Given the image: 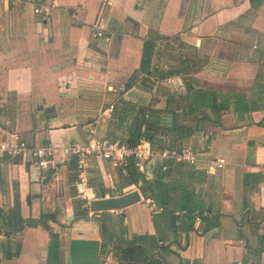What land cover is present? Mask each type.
Returning a JSON list of instances; mask_svg holds the SVG:
<instances>
[{"label": "crops", "instance_id": "crops-1", "mask_svg": "<svg viewBox=\"0 0 264 264\" xmlns=\"http://www.w3.org/2000/svg\"><path fill=\"white\" fill-rule=\"evenodd\" d=\"M48 1L0 0V138L57 148L45 169L2 163L0 264H118L101 249L102 222L106 238L144 247L149 264H264V0H55L48 17L33 13ZM97 23L109 40L93 38ZM204 91L228 108L192 100ZM149 110L159 126L195 129L174 147L197 149V162L159 171L172 139L159 132L146 182L91 157L81 194L76 160L61 148L126 143ZM212 159L225 164L208 170ZM133 191L140 200L109 220L88 210ZM15 209L25 223L7 233Z\"/></svg>", "mask_w": 264, "mask_h": 264}, {"label": "built area", "instance_id": "built-area-1", "mask_svg": "<svg viewBox=\"0 0 264 264\" xmlns=\"http://www.w3.org/2000/svg\"><path fill=\"white\" fill-rule=\"evenodd\" d=\"M55 6V0H49L47 3L34 5L33 13L39 17L46 18ZM92 31L93 38L109 40L104 36L103 28L98 23L92 26ZM109 109H113V106L111 105ZM56 150L57 148L52 143L29 146L20 135L16 133L10 134L9 137L0 138V169L4 160L10 162L25 160L31 168L45 169L49 165H53ZM61 150L66 156H72L76 160L77 187L81 194L88 188L86 164L91 157L100 158L123 169L133 165L140 172L146 171L157 158V155L152 152L150 144L144 139L139 140L134 146H128L118 140L89 139L86 145L71 143L62 147ZM158 157L163 162L172 161L176 164L189 165L197 162L199 151L190 145H185L174 151L163 149ZM224 164L225 161L223 159H212L208 161L207 169H221ZM165 169L166 166L163 164L162 170ZM118 211L120 210H114L111 213L117 214ZM175 214L182 215L184 212H175ZM235 264L253 263L239 260Z\"/></svg>", "mask_w": 264, "mask_h": 264}, {"label": "trees", "instance_id": "trees-1", "mask_svg": "<svg viewBox=\"0 0 264 264\" xmlns=\"http://www.w3.org/2000/svg\"><path fill=\"white\" fill-rule=\"evenodd\" d=\"M151 49V43L149 41H145L143 45L142 61L140 65L141 71L146 69L150 58ZM202 93L203 94H201L200 97L198 96V93L195 92V97L193 96L192 100L194 101L198 99V101H200L201 98L203 105L207 107L211 112H219L228 108L226 99H221L219 96H217L211 91H204ZM141 114L143 115L144 119L143 121H140L137 126H135L134 131L130 135L129 140L126 141V144L128 146H134L139 140L144 139L150 144L151 149L155 151L156 148H158V145L161 143V140L157 137L158 133L162 132V134H166V136L170 135V137L172 138L171 141H169V144L164 149L170 151L179 150L180 148L176 149L174 147L176 139L180 140L184 136L192 134L195 130L194 128L179 124L175 121H173V123H169L168 125L159 126L158 121L150 119L151 117H154V111L151 110H149L148 113ZM143 126H145V130L140 134V129ZM163 164L165 165V162H163ZM163 164L159 166V171H163ZM126 169L129 171L133 183H136L138 180L141 179L146 182L144 179V174L139 172L133 165H129ZM140 188L143 195L146 196L148 187H146L145 185H141ZM186 214H188V223H190L188 226L189 228L190 226H192L194 217L190 215L189 212L187 213L185 211V215ZM12 216L13 218L11 219V222L5 223L7 233L19 231L22 225L25 223V221L20 218L19 213L16 209L12 212ZM42 218L54 219V216L51 214H47L43 215ZM203 219L205 220L206 218L203 217ZM27 222H31V220H28ZM113 239L114 244H112L111 246ZM108 246L111 247L112 255L117 260L118 264H149V261L152 257V255L149 254V252L144 247L133 245L132 243L124 239L122 236L110 235L108 238L103 240L101 249L104 253L105 249Z\"/></svg>", "mask_w": 264, "mask_h": 264}, {"label": "water", "instance_id": "water-1", "mask_svg": "<svg viewBox=\"0 0 264 264\" xmlns=\"http://www.w3.org/2000/svg\"><path fill=\"white\" fill-rule=\"evenodd\" d=\"M149 168L150 167H148L147 169ZM139 200V193L137 191H133L121 196L91 200L88 202V210L91 213H102L104 219L109 220L111 218V212H113L114 210H122L129 205L138 202ZM100 230L102 238L106 239L107 230L104 222L100 224Z\"/></svg>", "mask_w": 264, "mask_h": 264}]
</instances>
